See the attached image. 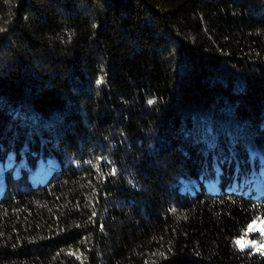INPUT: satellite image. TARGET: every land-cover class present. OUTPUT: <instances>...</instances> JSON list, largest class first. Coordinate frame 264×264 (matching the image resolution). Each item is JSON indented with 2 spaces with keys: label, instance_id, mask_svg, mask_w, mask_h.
I'll return each instance as SVG.
<instances>
[{
  "label": "trees",
  "instance_id": "1",
  "mask_svg": "<svg viewBox=\"0 0 264 264\" xmlns=\"http://www.w3.org/2000/svg\"><path fill=\"white\" fill-rule=\"evenodd\" d=\"M0 264H264V0H0Z\"/></svg>",
  "mask_w": 264,
  "mask_h": 264
},
{
  "label": "rangeland",
  "instance_id": "2",
  "mask_svg": "<svg viewBox=\"0 0 264 264\" xmlns=\"http://www.w3.org/2000/svg\"><path fill=\"white\" fill-rule=\"evenodd\" d=\"M1 178V171H0ZM251 227L245 231L237 241L242 250H250L253 254H264V218H259L250 224Z\"/></svg>",
  "mask_w": 264,
  "mask_h": 264
},
{
  "label": "snow or ice",
  "instance_id": "3",
  "mask_svg": "<svg viewBox=\"0 0 264 264\" xmlns=\"http://www.w3.org/2000/svg\"><path fill=\"white\" fill-rule=\"evenodd\" d=\"M249 227H251V226H249ZM242 242L241 241H237V244H241Z\"/></svg>",
  "mask_w": 264,
  "mask_h": 264
}]
</instances>
